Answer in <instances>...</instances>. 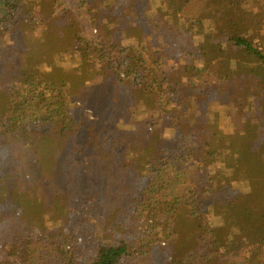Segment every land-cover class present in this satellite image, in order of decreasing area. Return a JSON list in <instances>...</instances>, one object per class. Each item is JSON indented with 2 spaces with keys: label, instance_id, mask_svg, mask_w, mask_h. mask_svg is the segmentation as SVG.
Returning a JSON list of instances; mask_svg holds the SVG:
<instances>
[{
  "label": "trees",
  "instance_id": "16d2710c",
  "mask_svg": "<svg viewBox=\"0 0 264 264\" xmlns=\"http://www.w3.org/2000/svg\"><path fill=\"white\" fill-rule=\"evenodd\" d=\"M118 1L0 0V264H264V0Z\"/></svg>",
  "mask_w": 264,
  "mask_h": 264
},
{
  "label": "rangeland",
  "instance_id": "374dc122",
  "mask_svg": "<svg viewBox=\"0 0 264 264\" xmlns=\"http://www.w3.org/2000/svg\"><path fill=\"white\" fill-rule=\"evenodd\" d=\"M165 1V0H164ZM165 3V2H164ZM123 6V8H131L132 7V2L130 1H118L117 7H121ZM62 8H66L67 10H71L72 12L75 13L76 18L79 20L80 25H81V35L85 38V42H89L92 46L98 45L100 42V37L99 34L97 33V30L94 26V22L93 19L91 17V15L88 13L89 9L86 5H83L81 0H58V8H57V12H60L62 10ZM58 54H54L50 51L49 48L46 47H41L40 48V61L44 64V66L46 68H50L53 69L54 67H57L59 65V63L61 62ZM52 74L55 75L56 79H63L65 77H67V70L65 68H60L57 69L55 72H53ZM65 76V77H63ZM91 111L87 112V116L88 117H92L91 116ZM66 130H69V127L65 128ZM107 139V137H106ZM18 142H21V144L19 145L20 147L22 146V150L24 154V147H26V145H30L29 143H27L24 139L21 138L20 141H16L15 145L18 144ZM35 144V142H34ZM41 145V144H40ZM42 146V145H41ZM56 147H64V144H57L55 145ZM38 147V146H35ZM17 149H19L18 146H16ZM21 150V148H20ZM37 151V156H43L45 155L46 151H42L40 150H36ZM91 162V160L86 159L85 160V164L88 165V163ZM63 186L67 187V183L63 182ZM223 197H227V194L224 190L220 189V193L217 194V200H223ZM26 217H23L21 220L23 221ZM167 229L170 230L169 225H167ZM161 246L163 247V250L168 252L169 251V242H165L163 240H161Z\"/></svg>",
  "mask_w": 264,
  "mask_h": 264
}]
</instances>
